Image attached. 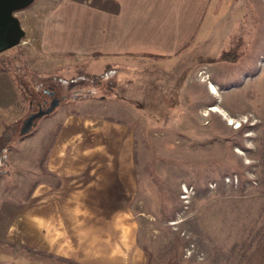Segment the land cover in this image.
Wrapping results in <instances>:
<instances>
[{
  "label": "rangeland",
  "instance_id": "rangeland-1",
  "mask_svg": "<svg viewBox=\"0 0 264 264\" xmlns=\"http://www.w3.org/2000/svg\"><path fill=\"white\" fill-rule=\"evenodd\" d=\"M118 3L35 0L15 14L24 37L0 54V263L80 264L39 256L27 249L60 257L10 233L37 185L58 182L50 147L78 111L134 129L131 210L147 264H245L264 241V0H210L200 34L166 61L101 59ZM48 93L58 107L21 136Z\"/></svg>",
  "mask_w": 264,
  "mask_h": 264
},
{
  "label": "crops",
  "instance_id": "crops-1",
  "mask_svg": "<svg viewBox=\"0 0 264 264\" xmlns=\"http://www.w3.org/2000/svg\"><path fill=\"white\" fill-rule=\"evenodd\" d=\"M209 1L119 0L95 50L101 59L173 60L200 34ZM46 171L58 182L38 184L20 207L10 225L13 241L80 264H147L131 210L138 193L131 125L69 113L53 139ZM245 264H264V241Z\"/></svg>",
  "mask_w": 264,
  "mask_h": 264
},
{
  "label": "water",
  "instance_id": "water-1",
  "mask_svg": "<svg viewBox=\"0 0 264 264\" xmlns=\"http://www.w3.org/2000/svg\"><path fill=\"white\" fill-rule=\"evenodd\" d=\"M35 0H0V54L18 46L24 37L19 19L15 14L34 3ZM53 93H50L52 97ZM60 100L53 98L45 109L39 108L30 114L21 124L19 134L25 136L36 126L37 121L51 114L58 107Z\"/></svg>",
  "mask_w": 264,
  "mask_h": 264
},
{
  "label": "bare ground",
  "instance_id": "bare-ground-1",
  "mask_svg": "<svg viewBox=\"0 0 264 264\" xmlns=\"http://www.w3.org/2000/svg\"><path fill=\"white\" fill-rule=\"evenodd\" d=\"M212 92H210L211 94H213V95H215V96H217V97H219V94H218V92L216 91V89L212 86ZM209 111L210 112H215V113H220V111H221V108L219 107V106H217V105H214V106H212L210 109H209ZM220 116H222L221 114H219ZM232 118H229L228 117V120H230V123H229V125H234V124H237L236 125V127L235 128H239L241 125H240V121H236V123H233L232 122V120H231ZM183 194H184V197L185 196H187V195H185V194H187L186 192H184V189H183ZM184 199V198H183ZM185 199H187V197L185 198Z\"/></svg>",
  "mask_w": 264,
  "mask_h": 264
},
{
  "label": "trees",
  "instance_id": "trees-1",
  "mask_svg": "<svg viewBox=\"0 0 264 264\" xmlns=\"http://www.w3.org/2000/svg\"><path fill=\"white\" fill-rule=\"evenodd\" d=\"M227 58H228V55L226 54V53H224L223 54V59L224 60H227ZM3 137V136H2ZM55 137V136H54ZM1 144V143H0ZM4 144V143H3ZM3 144H1L0 145V152L1 151H3L4 150V148H3ZM2 149V150H1ZM27 250H31V251H33L34 253H36L37 255H39V256H44V257H49V258H52V259H56V260H58V261H61V262H66L67 260H65V259H63V258H61V257H56V256H54V255H52V254H48V253H42V252H40L39 250H33V249H27ZM1 264V263H0Z\"/></svg>",
  "mask_w": 264,
  "mask_h": 264
},
{
  "label": "flooded vegetation",
  "instance_id": "flooded-vegetation-1",
  "mask_svg": "<svg viewBox=\"0 0 264 264\" xmlns=\"http://www.w3.org/2000/svg\"><path fill=\"white\" fill-rule=\"evenodd\" d=\"M48 95L50 96V93H48ZM51 98H54L53 95H52ZM51 100H52V99H51ZM51 100H50V102H51ZM50 102H49V104H50ZM48 106H49V105H47V100H43L42 103H39V104H38L37 111L39 110V108L45 109V108H47ZM37 111H34L33 113H36Z\"/></svg>",
  "mask_w": 264,
  "mask_h": 264
},
{
  "label": "clouds",
  "instance_id": "clouds-1",
  "mask_svg": "<svg viewBox=\"0 0 264 264\" xmlns=\"http://www.w3.org/2000/svg\"><path fill=\"white\" fill-rule=\"evenodd\" d=\"M246 122H247V120H244L242 124H244V123H246Z\"/></svg>",
  "mask_w": 264,
  "mask_h": 264
},
{
  "label": "built area",
  "instance_id": "built-area-1",
  "mask_svg": "<svg viewBox=\"0 0 264 264\" xmlns=\"http://www.w3.org/2000/svg\"><path fill=\"white\" fill-rule=\"evenodd\" d=\"M186 195V194H185Z\"/></svg>",
  "mask_w": 264,
  "mask_h": 264
}]
</instances>
